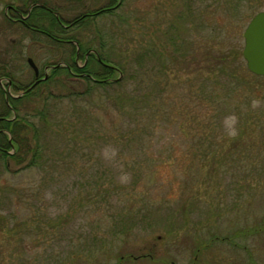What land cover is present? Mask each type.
I'll return each instance as SVG.
<instances>
[{
    "label": "rangeland",
    "instance_id": "374dc122",
    "mask_svg": "<svg viewBox=\"0 0 264 264\" xmlns=\"http://www.w3.org/2000/svg\"><path fill=\"white\" fill-rule=\"evenodd\" d=\"M14 1L0 0V47L19 46L22 28H4ZM252 1L133 0L115 24L101 19L124 71L92 61L89 74L114 83L84 92L82 76L60 70L48 87L66 96L50 100L49 120L31 140L14 129L38 164L25 166L31 151L0 159V264H264V128L252 125L264 77L241 54L264 9ZM52 43L21 55L23 77L27 53L39 67L65 63L69 49ZM25 102L19 115L36 99ZM232 143L248 159L240 148L232 159Z\"/></svg>",
    "mask_w": 264,
    "mask_h": 264
},
{
    "label": "flooded vegetation",
    "instance_id": "af4514ba",
    "mask_svg": "<svg viewBox=\"0 0 264 264\" xmlns=\"http://www.w3.org/2000/svg\"><path fill=\"white\" fill-rule=\"evenodd\" d=\"M128 1L133 0H15L17 4L6 6L4 18L7 24L4 22V28L8 25L12 27L18 25L22 31L18 29L19 39H14V42L19 41L18 47H5V44H3L4 47H0V152L14 149L10 130L5 125L19 119L17 108L20 110V105L26 99H33L31 92L38 85L48 83L52 77L54 64H49L46 60L42 62V67H39L28 53L25 62L31 70V77L29 79L23 77L24 65L21 63V55L26 50L33 49L34 45H38L41 49L44 47L51 54L52 42L55 41L65 45L69 53L74 55V62L71 66L62 62L70 74L82 76V79L88 76L98 80L82 70L87 69L89 62L94 60L101 69L113 67L110 63L100 59V54H107L103 33L108 24L102 26L99 22L103 17H109L112 21L111 25L115 24L114 12L123 2ZM27 2L28 5L24 9ZM252 2L263 1L254 0ZM60 7L63 9L62 14L58 9ZM261 11L264 9L258 10L253 16ZM39 20L44 23L40 24L41 27H38ZM54 21L59 28L57 31L53 30ZM25 39H28L26 44L23 43ZM93 41L96 42L93 44ZM80 58L83 59L82 64L77 62ZM29 60L35 64L37 72L31 67ZM102 81L106 80L102 79ZM7 134L9 136L6 138Z\"/></svg>",
    "mask_w": 264,
    "mask_h": 264
},
{
    "label": "trees",
    "instance_id": "16d2710c",
    "mask_svg": "<svg viewBox=\"0 0 264 264\" xmlns=\"http://www.w3.org/2000/svg\"><path fill=\"white\" fill-rule=\"evenodd\" d=\"M40 24H44L42 23L40 20L38 22V27H41ZM59 28H58V25L56 23V21H54V24H53V30L54 31H57ZM55 42V41H54ZM57 43V42H55ZM59 44V43H57ZM111 56L108 55V54H100V59L103 61V62H106V63H110L113 67H109V68H104L102 69L103 70V74H112L113 72L115 71H120L123 73L124 69L122 68V65L121 63L119 62H116V61H112ZM110 58V60H109ZM74 62V55L72 54H69L68 55V59H66L65 63L68 64L69 66H71ZM92 62V61H90ZM89 62V64H90ZM94 62H96L94 60ZM97 63V62H96ZM60 70H63L65 71L67 74H70L68 69L66 67H63V66H59V67H55L53 68L52 70V74L51 76L54 77L56 75H59L61 74L60 73ZM82 71H85L87 73H89V70L87 69H83ZM91 74V73H90ZM51 77V78H52ZM103 79L106 80V81H102V79H98V80H93L91 79L90 77L88 76H84L83 77V80L85 81V83H87V87H85V90L84 92H89L93 89V87L91 86H100V87H104L106 85H113L114 82H111V81H107L108 79L106 78V75L103 76ZM48 83H44V84H41V85H38L35 90H33L31 93V95L33 96L34 99H36V104L35 105H31L29 108L25 109L24 110V113L25 114H22V115H19L20 114V111L21 109L19 110L17 108V112H18V120H14L13 122L11 123H7L5 125L6 128H8L11 133H12V143L16 146V149H15V152L13 153H7V152H0V159L2 158H6V157H9L10 159H13L14 161L18 160V159H21V156L22 154L27 155L28 152L27 151H31V159L25 164V166L29 167L31 165H37L38 163L36 162L37 161V151L34 150L33 148H29V146H26L25 147V143L22 141V139L20 138V140L18 139V137L14 136L13 132H15L14 129H23L24 131H26L27 133L29 132V135H30V140L33 138V130H34V136L37 135V130H38V127H37V121L38 119L39 120H42V121H48L49 119H46L49 117L50 115V100H61L62 97L66 96L65 94H61L59 92H55L53 94V92L49 91V87H48ZM75 94H79L75 91H72V89H70L68 91V96H73ZM39 100L40 104L42 105V107L40 109H38L37 107V101ZM259 117H255L252 119V125H253V129L256 130V129H259L261 130L262 128H264V119L263 120H260L258 119ZM249 124L248 123H245L244 126L245 128L248 126ZM251 127V125H250ZM239 129H241L239 127ZM263 131H261L262 133ZM19 143H23V144H19ZM233 144V143H232ZM245 147V146H244ZM26 148V149H25ZM232 148V151L229 152L232 157V159H234L233 157H235V155L233 156V152H237L238 151V147L237 144H233L231 146ZM236 150V151H233ZM243 150L245 149H242L240 148V154L239 157L242 158H246L248 159L247 156L243 155L244 152ZM230 156H226L227 158H231ZM228 158V159H229ZM264 167V166H263ZM262 170H264V168H261V172ZM264 174V172H262Z\"/></svg>",
    "mask_w": 264,
    "mask_h": 264
},
{
    "label": "water",
    "instance_id": "95a60500",
    "mask_svg": "<svg viewBox=\"0 0 264 264\" xmlns=\"http://www.w3.org/2000/svg\"><path fill=\"white\" fill-rule=\"evenodd\" d=\"M243 38L242 57L247 69L252 74L264 76V11L258 12L251 18L243 32ZM29 63L37 72L35 64L31 60ZM57 66L59 65L55 67Z\"/></svg>",
    "mask_w": 264,
    "mask_h": 264
},
{
    "label": "clouds",
    "instance_id": "9594fccd",
    "mask_svg": "<svg viewBox=\"0 0 264 264\" xmlns=\"http://www.w3.org/2000/svg\"><path fill=\"white\" fill-rule=\"evenodd\" d=\"M253 107L257 106L259 104V101L258 100H254L253 102ZM230 121H231V125L228 129V134L230 136H235L237 134V129L234 127L235 123H236V120H237V117L235 115H232L230 118Z\"/></svg>",
    "mask_w": 264,
    "mask_h": 264
}]
</instances>
